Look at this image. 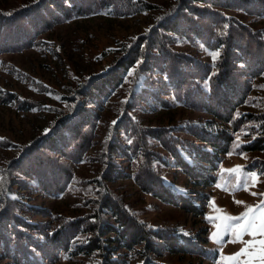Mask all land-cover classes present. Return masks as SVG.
<instances>
[{
  "label": "rangeland",
  "instance_id": "1",
  "mask_svg": "<svg viewBox=\"0 0 264 264\" xmlns=\"http://www.w3.org/2000/svg\"><path fill=\"white\" fill-rule=\"evenodd\" d=\"M34 1L0 0V10L22 9ZM191 1L128 0L127 7L115 1L116 8L112 12L99 10L77 18L62 19L40 34L36 44L30 48L0 54V137L4 138L0 139V176L3 178L23 147L31 145L36 138L47 133L60 117L66 115V104L72 101L70 96L75 93L83 94L81 89L87 90L91 84L84 85L89 78L106 76L116 69L124 71L122 81L106 98L96 103L84 100V108L96 115L92 143L85 158L72 165L73 180L61 195L49 196L37 189L22 188L15 181H10V190L6 195L13 202L24 206L21 218L34 225L47 224L54 227L65 219L81 218L93 213L98 205L95 203L99 191L97 182L101 181V173L106 164L105 142L111 135L114 126L112 122H118L124 104L129 101L132 83L137 93L135 95L142 93V97L138 100L139 107H134L131 116L144 129L177 128L173 133L178 138L203 145L184 130H190L189 126L193 124L205 130L218 126L212 123L209 125L211 116L205 112L181 105L169 108L158 105L148 94L152 92L147 86L151 83L146 79V74L140 71L141 57L135 64L132 54L140 46V53L144 49L147 51V45L144 43L143 47L141 42L147 39L150 43L153 31L157 30V33L166 35V39L155 38L158 44L165 43L174 53H183L194 61L207 63L212 69L223 46L208 47L200 38H193L191 42L179 34L173 35L158 29V25L168 22L173 14L177 13L178 16V13H187L184 5L193 4L197 8L207 5ZM210 9L229 16L231 24H241L258 33L264 32V16L242 11L235 5L229 8L214 5ZM55 11L53 9L51 12L56 13ZM213 52L219 53L215 61L211 55ZM128 60H133L135 65L128 68ZM147 73L152 75L151 80L156 83L154 88L159 86L164 90V86L155 81L158 73ZM248 85L250 92L238 110L239 113H256L260 110V101L264 97V69L256 77L248 79ZM143 89L146 91L142 92ZM83 97L84 95L81 96ZM143 98H150L151 101H144ZM220 124L225 130L231 128L227 123ZM251 124L247 122L237 128L240 129L235 133L230 149L222 155L219 162L215 183L206 187L192 186L189 177L174 166L157 141L149 137L150 148L160 151L168 160L167 164H156L164 182L181 195L191 193L193 203L202 210L201 215L192 214L177 203L172 204L143 192L132 174L130 177L112 174V179L104 182L108 191L123 205H127L146 227L173 228L175 234L190 237L198 247L212 255L209 257L196 252L169 253L160 250V256L154 255L155 260L162 264H237V261L247 259L246 256L228 259L240 252L245 245L234 242L238 230L225 233L222 226L227 223L225 216H240L247 210L245 205L255 206L264 202V196L261 195L264 194V172L247 166L255 159H264V151L244 152L240 149L255 136L249 134ZM121 133L116 132V135L124 142L125 135ZM203 149L209 147L203 146ZM179 151L185 160H191L188 154L181 149ZM117 156L123 171L132 173L137 167L136 159L128 162L122 160L121 155ZM237 166L240 168L237 169ZM252 173L256 174L255 178L251 176ZM17 177V172L13 170L9 180ZM3 186L2 180L0 189ZM236 201L244 203L238 204ZM28 208L38 211L37 214L27 210ZM253 212L259 215L256 209ZM252 214L249 213L250 216ZM100 216L102 221H110L107 215ZM214 234L217 235L218 243L211 238ZM96 235L99 234L96 232ZM107 237L106 234L98 236L104 246L101 255H90L84 253V249L78 251L80 248L74 250L70 246L58 249L42 261L44 264H98L107 251ZM250 239L252 237L248 235L243 236L244 241ZM85 244L87 241L84 239L83 245ZM122 251L110 252L108 258L117 261L124 259L126 264H142L141 255L129 251L124 257L121 256ZM0 264L14 263L0 255Z\"/></svg>",
  "mask_w": 264,
  "mask_h": 264
},
{
  "label": "trees",
  "instance_id": "2",
  "mask_svg": "<svg viewBox=\"0 0 264 264\" xmlns=\"http://www.w3.org/2000/svg\"><path fill=\"white\" fill-rule=\"evenodd\" d=\"M115 1L125 4V7L128 5V0H35L22 9L0 10V54L30 48L36 44L40 34L62 19L77 18L99 10L112 12L116 8ZM191 2L207 5L200 8L193 4L184 5L187 13H178V16L177 13L173 14L168 22L160 23L158 29L173 35L179 34L191 42L193 38H200L208 47L223 46L212 69L207 63L194 61L183 53H174L165 43L158 44L156 39H166V35L157 33V30L153 31L155 35L152 34V42L149 43L147 39L141 42L143 47L144 43L147 45V51L144 49L140 53V46L132 54L135 64L141 57L140 71L146 74V79L151 83L147 85L152 89L148 94L158 105L165 108L181 105L205 112L211 116L209 125L212 123L218 126L205 130L193 124L189 126L190 130L180 129L190 133L203 145L178 138L173 133L177 128L144 129L131 116L134 107H139L138 100L142 97V93L135 95L137 93L132 83L129 101L124 104L120 119L105 142L106 164L101 173V181L97 182L99 191L95 203L98 205L93 213L81 218L65 219L54 227L47 224L34 225L20 217L24 206L7 197L10 181H15L22 188L37 189L54 197L61 195L72 182V165L85 158L92 143L95 125L96 115L84 108V100L96 103L106 98L120 84L124 71L116 69L106 76L89 78L84 85L91 84L87 90L81 89L83 94L75 93L70 96L72 101L66 104V115L60 117L47 133L36 138L31 145L24 146L22 152L13 159L9 171L6 169L4 186L0 189L1 256L14 264H44L43 258L70 246L74 250L80 248L78 251L84 249V253L90 255H101L104 246L98 236L105 234L109 245H106L107 251L98 264H126L124 259H109L110 252L121 249V256L124 257L129 251L141 255L142 264H162L154 258V255L160 256L162 250L212 256L198 247L190 237L175 234L173 228L146 227L104 185L112 179V174L118 177H130L132 174L143 192L172 204L177 203L192 214L201 215L202 210L193 203L191 193L181 195L164 182L156 164H167L168 160L160 151L150 148L149 137L157 141L172 164L179 167L195 187L215 183L222 155L230 149L240 125L252 123L249 134L255 135L240 149L244 152L264 151V97L260 101L261 108L258 112L238 111L250 92L248 79L256 77L264 69V32L258 33L244 25L231 24L229 16L210 9L214 5L224 8L235 5L242 11L264 16L263 0ZM256 5L258 6L255 7ZM53 9L56 13L51 12ZM133 60L127 61L128 68L135 65ZM147 72L158 73L155 81L162 84L164 90L159 86L154 88L156 83ZM145 91L143 89L142 92ZM150 98L143 100L150 102ZM220 123H227L231 128L225 130ZM116 132L125 135L124 142H121ZM203 146L209 149H203ZM179 149L188 154L191 160H185ZM118 154L124 161L137 160V167L132 173L122 170ZM247 166L264 172V159H255ZM13 170L19 177L9 180ZM27 210L35 214L38 212L33 208ZM100 214L107 215L111 223L108 219L102 221ZM80 238L82 239L79 241ZM84 239L87 241L85 245ZM139 246L143 249H139Z\"/></svg>",
  "mask_w": 264,
  "mask_h": 264
},
{
  "label": "snow or ice",
  "instance_id": "3",
  "mask_svg": "<svg viewBox=\"0 0 264 264\" xmlns=\"http://www.w3.org/2000/svg\"><path fill=\"white\" fill-rule=\"evenodd\" d=\"M9 15L11 13H8ZM213 61H215L216 57L219 55L218 52H213L212 54ZM132 73H129L131 75ZM113 125L116 124V121L112 122ZM47 131V130H46ZM0 139H4L0 137ZM240 166H237L239 169ZM235 171V170H229ZM251 176L253 178L256 177L255 173H252ZM3 180V177L0 176V181ZM256 195V193H253ZM264 196V194H261ZM238 204H242V201H236ZM246 211L242 213L240 216H225V221L227 223L223 224V231L233 232L236 231V240L234 242H239L245 245L244 248L240 250L238 253H234L232 257H229V260H234L237 257L246 256L247 259L243 262L237 261V264H264V202L260 205H245ZM253 209H256L259 212V215H256L253 212ZM252 212L253 214L250 216L249 213ZM231 222H239V223H231ZM248 235L252 237V239L248 241L243 240V236ZM257 237H261L258 239ZM214 242H219L217 239V235L214 234L212 237Z\"/></svg>",
  "mask_w": 264,
  "mask_h": 264
}]
</instances>
